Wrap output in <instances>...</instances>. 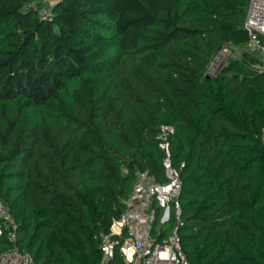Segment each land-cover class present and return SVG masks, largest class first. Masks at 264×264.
Returning <instances> with one entry per match:
<instances>
[{
  "label": "trees",
  "instance_id": "1",
  "mask_svg": "<svg viewBox=\"0 0 264 264\" xmlns=\"http://www.w3.org/2000/svg\"><path fill=\"white\" fill-rule=\"evenodd\" d=\"M44 1L0 0V203L18 226L14 243L0 219V254L101 264L136 172L167 181L172 126L189 263L264 264V62L206 75L248 42L250 0H61L46 20Z\"/></svg>",
  "mask_w": 264,
  "mask_h": 264
},
{
  "label": "built area",
  "instance_id": "2",
  "mask_svg": "<svg viewBox=\"0 0 264 264\" xmlns=\"http://www.w3.org/2000/svg\"><path fill=\"white\" fill-rule=\"evenodd\" d=\"M61 0H45L40 17L50 19L52 9ZM249 40L243 47L233 44L220 49L207 68V76H218L228 63L230 51L240 55L249 52L264 62V0H250L244 25ZM175 129L162 126L157 140L165 152L163 169L167 181L159 183L147 171L135 174L133 193L127 201L126 211L113 219L110 231L101 234L103 259L108 264L117 251L125 264H190L183 251L180 236L182 227L181 173L174 166L170 151V138ZM176 219L171 236H163L162 226ZM0 219L11 229L12 242L18 241V226L9 209L0 203ZM1 230V227H0ZM0 264H35L31 254L18 247L0 254Z\"/></svg>",
  "mask_w": 264,
  "mask_h": 264
},
{
  "label": "rangeland",
  "instance_id": "3",
  "mask_svg": "<svg viewBox=\"0 0 264 264\" xmlns=\"http://www.w3.org/2000/svg\"><path fill=\"white\" fill-rule=\"evenodd\" d=\"M238 57L237 52H232L230 51V53L228 54V62L230 59H234ZM162 230L167 234V236H171L176 228L175 225H173L172 223H166L164 226L161 227Z\"/></svg>",
  "mask_w": 264,
  "mask_h": 264
},
{
  "label": "crops",
  "instance_id": "4",
  "mask_svg": "<svg viewBox=\"0 0 264 264\" xmlns=\"http://www.w3.org/2000/svg\"><path fill=\"white\" fill-rule=\"evenodd\" d=\"M0 235H1V230H0Z\"/></svg>",
  "mask_w": 264,
  "mask_h": 264
}]
</instances>
